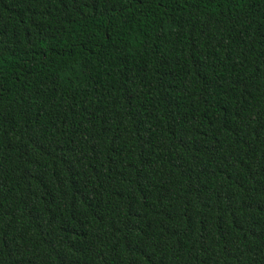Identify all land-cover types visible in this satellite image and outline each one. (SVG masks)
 I'll return each mask as SVG.
<instances>
[{
  "label": "trees",
  "instance_id": "16d2710c",
  "mask_svg": "<svg viewBox=\"0 0 264 264\" xmlns=\"http://www.w3.org/2000/svg\"><path fill=\"white\" fill-rule=\"evenodd\" d=\"M0 264H264V0H0Z\"/></svg>",
  "mask_w": 264,
  "mask_h": 264
}]
</instances>
